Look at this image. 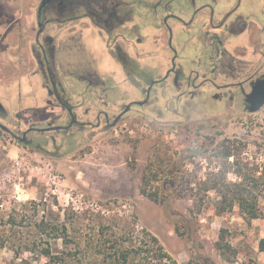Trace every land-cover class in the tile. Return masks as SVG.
<instances>
[{"label":"rangeland","instance_id":"obj_1","mask_svg":"<svg viewBox=\"0 0 264 264\" xmlns=\"http://www.w3.org/2000/svg\"><path fill=\"white\" fill-rule=\"evenodd\" d=\"M166 1L125 0L131 4L133 19L111 32L81 27L76 35H83L92 57L82 43L60 42L69 30L51 26L37 42L42 0H0V102L7 110V116L0 114V122L12 132L22 138L31 127L69 125V115L47 94V80L37 64L35 49L45 44L49 34L61 64L66 67L73 62L78 73L98 69L99 83L109 92L114 90L109 95L102 93V86L101 92L89 91L85 78L97 86V80L89 76H79L78 81L56 76L65 89L64 97L76 108V118L85 125L32 132L28 135L31 146L0 128V197L5 203L0 210V240L8 241L5 248L0 247V264H46L42 257L46 248L61 254L80 247L84 259L93 261L99 231L120 218L128 219L137 234L147 231L156 236L179 264H264L260 250L264 201L260 219L245 220L237 210L220 216L215 209L217 195L205 193L204 184L221 165L212 156L214 147L230 139L245 144L243 157L260 167L264 190V107L248 112L241 92L243 87L250 93V81L264 75V29L253 26L258 32L245 36L209 29L210 17L219 24L241 0H176L170 4L171 13ZM261 2L242 0L234 15L264 24ZM207 4L214 10L212 16L208 10L196 16L197 9ZM157 35L163 36V43ZM136 37L143 42L137 45ZM219 40L221 50L236 57L234 63L220 57ZM174 52L177 70L191 84L179 79L176 86L175 77L169 76L152 91L149 105L134 109L115 127L107 126L104 117L98 120L103 109L112 124L124 103L143 100L148 85L144 77L132 76L128 84L122 75L145 71L162 79L172 67ZM117 54H125L132 64L124 69ZM78 61L82 63L76 65ZM16 162H21L20 169ZM148 166V190L158 192L157 203L140 192ZM47 168L66 178L58 196L46 185ZM20 177L29 201L17 202L13 197V183ZM229 178L236 181L231 174ZM68 192L79 196L70 206L65 202ZM10 219L15 224H9ZM42 222L61 229L65 224L73 244L42 234L37 228ZM222 230L228 231L227 239L237 253L231 263L216 249ZM13 245L23 249L19 256ZM26 246L32 251H26Z\"/></svg>","mask_w":264,"mask_h":264},{"label":"trees","instance_id":"obj_2","mask_svg":"<svg viewBox=\"0 0 264 264\" xmlns=\"http://www.w3.org/2000/svg\"><path fill=\"white\" fill-rule=\"evenodd\" d=\"M91 1V7L97 11L113 6L132 9L131 4L123 0ZM53 6L47 5L44 11L51 10ZM244 153L245 144L236 140L225 139L214 147L212 156L221 165L216 173H211L206 178L205 193L214 192L217 195L215 209L220 216L237 210L245 220L260 219L263 214L260 204L264 201V190L261 187L263 176L259 175L260 167L256 162L244 158ZM148 171L151 172L150 166L147 167L142 178L140 192L141 195L157 203L159 201L158 192L148 190ZM230 174L236 177V181L230 180ZM153 177L157 178L158 175L154 174ZM11 223L15 224V220L10 219L9 224ZM113 224V226H103L99 231L97 255L93 261L84 259L80 247L75 251L69 250L61 254L53 253L51 249L46 248L42 250V257L47 260L46 264H179L165 250L160 240L150 232L144 231L137 234L131 222L126 218L115 220ZM62 227L61 229L44 222L37 225L42 234L62 239L65 244H73L67 226L64 224ZM226 233H228L227 230H222L216 243V249L226 261L231 263L234 261L232 255L237 253L227 239ZM7 245L6 239L0 240V247L5 248ZM12 250L19 256L23 249L20 251L13 245ZM25 250L32 251L29 246H26ZM260 250L264 252V239L260 241Z\"/></svg>","mask_w":264,"mask_h":264},{"label":"flooded vegetation","instance_id":"obj_3","mask_svg":"<svg viewBox=\"0 0 264 264\" xmlns=\"http://www.w3.org/2000/svg\"><path fill=\"white\" fill-rule=\"evenodd\" d=\"M172 1L173 0H169V1L165 2L166 8L168 11L170 10L169 9V7H170L169 3H171ZM174 1H176V0H174ZM192 1L195 2L196 0H192ZM91 2H92L91 0H49L47 5H50V6L55 5L57 8H55V6H53L51 8V10H49V11H47V10L44 11L45 7L42 9L41 12H39V10H38V27L40 30H39L37 42L39 41L40 36L42 34L44 35V33L46 32V28L49 29L51 26L58 27L59 30H65V31L66 30H72L73 31V29H75L77 31L81 30V32H82L81 27L95 26L98 29L101 28V29L107 30V32H111L116 28L125 27L126 23L132 21V19H133V12L131 10H129L128 8L127 9L126 8H118L116 6H113L109 9H102L100 11H97L91 7L92 6ZM241 3H242V0L239 1L237 7H235V9H233L231 12H229L224 17V19L222 21H219V24H214L215 23L214 20L210 17L211 21H208V23H207V25L209 26V29L224 28L226 32L231 34L230 36H234L233 33H235V31H237V30H240L243 33L245 31L254 30L253 26L257 29H260L262 27L264 29V24H262L261 27L257 26L258 24L257 25L254 24V22H251L248 24L247 23L248 19H246L243 15H234L236 10L240 7ZM89 7H91V8H89ZM39 9H40V7H39ZM128 10L131 12H129ZM205 10H209L208 15L210 14V11H211L210 16H212V14L214 13L213 8H209V5L207 4L204 7L197 9L196 16H199L200 14H202L200 12L205 11ZM122 11L124 13H122ZM204 13H206V12H204ZM232 17H234V18L231 19ZM50 35L51 34H49L48 37L45 39V44H39L38 49H35V52H37V54H36L37 64L40 67L41 76H44V78L47 80L46 84L44 85V88L46 89L47 94L51 98L54 99L55 103L58 106H60L64 112H66L69 115L70 122H69V125L66 127L51 126V124H49V127L43 128V129L31 127L22 134V138L19 137L14 132H12L8 127H6L4 124H2L0 122V125L5 126L7 128V130L3 129L0 126L1 129L8 132L15 139L21 141L26 146L32 145V141L28 140V135L32 132L43 133L46 131H67V130L73 128L74 126L85 125L84 123H81L80 121H78V119L76 118V114H75L76 108H75V106H73L71 104L69 99L64 97L65 89L63 88L62 83L57 82L56 76H70L75 81L82 80V79H80L79 76H81V77L82 76H89V77L95 78L97 80V86H93L90 79L85 78V82H87L88 86H89V88H88L89 91L98 92V91H100L101 86H102V93L103 94L105 93L106 95L107 94L109 95L111 92L114 91V90L110 91V92L107 91V88L103 87L104 83H99V76H101V74L99 72H97L98 69L95 70V72H91L92 70H90L89 72H86V73H84V72L78 73V72L73 71V69L76 70L75 67L72 68L73 62H71V64H69V66H66V67L64 66V64H61L58 61V57H57V55H58L57 46L54 44V39ZM63 36H66V35H63ZM68 37L69 36H67V38ZM81 37H82V35H81ZM81 37L80 36L77 37V35H73V36L70 35V37L68 39L66 37H63V39L61 38L60 42H67L69 40V41H77V43L81 44ZM136 39H137V42H136L137 45H139L140 43L143 42V40L141 38L136 37ZM229 39H230V37H229ZM131 42H133V41L131 40ZM62 44H64V43H62ZM221 44L223 45V42H222V40H219L218 44H217V46H218L217 49L219 51L220 57L223 58V60L228 59L229 63H234L236 61V57L233 56L232 54H230L226 50L222 51L221 46H220ZM65 49L69 51L68 47ZM174 57L175 58L172 61L171 69L166 72V74L164 75V77L162 79H155V77H154V76H159L160 74L156 75V73H153V72L145 73V71L143 73L140 71L138 74V73H135L134 71L131 70V71L126 72V74L122 75V76H125L126 83H128V84L131 83L130 77H132V76H143L144 77V81H146L148 83V85H147L146 90L143 91V94L145 95L143 100H139V99L135 100L134 99V100L129 101L128 103L127 102L124 103L123 104V111L115 117L112 124L110 122L109 113L103 109H101L97 115L98 120H101V118L104 117L105 124L107 126L112 125L113 127H115L126 115L128 116V115H130V113H133L134 109H139V108H142L146 105H149L150 98L152 96V91L154 89H156V87L158 85L163 84L164 81H166L169 76L175 77L174 78V84H176V86H178L177 84H178L179 79H185L189 84H191L188 76H181L180 75V72L176 68V63H175L176 55ZM79 60H81V59H79ZM117 61L120 62L121 66L124 69H126L130 65V63L132 64L131 60H129L125 54H117ZM68 63H70V62H68ZM80 63H82V62L78 61L75 64L79 65ZM223 64L225 67H227V65L225 64V61ZM135 65H137L138 68H140L139 64H135ZM111 76H113V75H111ZM126 76L128 77L129 80L126 78ZM261 79H264V75L256 78L255 80L250 81L251 91H252V88L255 85V83ZM142 80H143V78H142ZM240 87H242V85ZM240 87H238V88H240ZM178 88H180V87H178ZM242 89H241V92L244 94L243 96H244L245 108L248 110V112H250L249 109H250L251 105L247 103V94H249V93H246L243 87H242ZM217 97H218V95L215 96L214 98H217ZM231 99H233L232 96H231ZM101 102L103 103V106H107V102H105V101H101ZM0 114L2 116H7V110L5 109L3 104H2V107L0 108ZM99 126H100V124H99Z\"/></svg>","mask_w":264,"mask_h":264},{"label":"built area","instance_id":"obj_4","mask_svg":"<svg viewBox=\"0 0 264 264\" xmlns=\"http://www.w3.org/2000/svg\"><path fill=\"white\" fill-rule=\"evenodd\" d=\"M21 165H22L21 162L15 163V167H17L18 169L21 168ZM37 168H41L42 170L44 166H40ZM47 171H48V175H47L46 185L47 187H49V191L53 195L58 196L60 195L61 188L64 187L65 184L67 183L66 178L61 174H57L53 172V170H51L50 168H47ZM9 181L11 182L12 180L9 179ZM23 181L24 178L20 177L19 182L13 183V191H14L13 197L17 202H25V201H29L30 199L29 193L27 192ZM78 197H79L78 195L75 197L73 192H68V194H66V200H65L66 205L70 206L71 203L75 204ZM4 208H5V203L0 197V210H3Z\"/></svg>","mask_w":264,"mask_h":264},{"label":"water","instance_id":"obj_5","mask_svg":"<svg viewBox=\"0 0 264 264\" xmlns=\"http://www.w3.org/2000/svg\"><path fill=\"white\" fill-rule=\"evenodd\" d=\"M167 1H169V0H167ZM48 2H49V0H43L42 1L39 12H41L42 9L44 7H46ZM171 3H169V4H171ZM169 9H171V8L169 7ZM169 12H171V10H169ZM221 29H223L224 31H221ZM213 30L220 31V32H226L224 28L213 29ZM226 51H228V50H226ZM174 54L176 55V59H177L178 58L177 54L175 52H174ZM247 103L251 105L250 109H249L251 113L259 112L264 107V79L257 81L255 83V85L253 86L252 91L249 94H247ZM1 107H2V104L0 103V108ZM0 126L3 129L7 130V128L5 126H2V125H0Z\"/></svg>","mask_w":264,"mask_h":264},{"label":"crops","instance_id":"obj_6","mask_svg":"<svg viewBox=\"0 0 264 264\" xmlns=\"http://www.w3.org/2000/svg\"><path fill=\"white\" fill-rule=\"evenodd\" d=\"M125 1V0H124ZM257 1V0H256ZM262 2H261V9H264V0H261ZM211 7V4H209V8ZM171 10V9H170ZM209 11V10H208ZM263 11V10H262ZM234 17H232L231 19H233ZM246 19H248L247 20V23L249 24V23H251V20H250V18H249V16H247V17H245ZM244 18V19H245ZM262 24L263 23H261V24H258V26L259 27H261L262 26ZM98 29V28H97ZM213 30V29H212ZM221 31H223V29H221ZM248 32H258V31H256V30H251V31H245L244 33L243 32H241L240 30H237V31H235V33H233V35L235 36V35H238V36H245L244 34L245 33H248ZM76 33H77V30H75V29H73V31L72 30H69V31H67V32H64V35H66V36H63V37H66L67 38V36H69L70 37V35L71 36H73V35H76ZM163 36L165 35L166 36V33H164V34H162ZM161 35V36H162ZM161 36H159V35H157L156 37H158L159 39H157L158 40V42H162L163 43V39H161L162 37ZM63 37H62V39H63ZM68 37V38H69ZM67 38V39H68ZM228 41H229V39H228ZM81 43H82V46H84V48L89 52V55H91L92 57H94V54L92 53V51L90 50V49H88V48H86L85 47V45L83 44V35H82V37H81ZM105 43H106V41H105ZM167 47V45L165 44L164 45V47H162V48H166ZM241 54V53H240Z\"/></svg>","mask_w":264,"mask_h":264}]
</instances>
